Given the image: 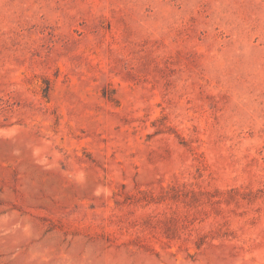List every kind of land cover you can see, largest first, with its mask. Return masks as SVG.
Returning a JSON list of instances; mask_svg holds the SVG:
<instances>
[{
    "label": "rangeland",
    "instance_id": "1",
    "mask_svg": "<svg viewBox=\"0 0 264 264\" xmlns=\"http://www.w3.org/2000/svg\"><path fill=\"white\" fill-rule=\"evenodd\" d=\"M0 264H264V0H0Z\"/></svg>",
    "mask_w": 264,
    "mask_h": 264
}]
</instances>
